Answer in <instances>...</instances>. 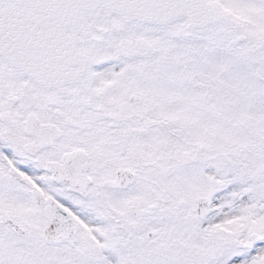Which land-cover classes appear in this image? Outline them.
<instances>
[{
	"label": "snow or ice",
	"instance_id": "1",
	"mask_svg": "<svg viewBox=\"0 0 264 264\" xmlns=\"http://www.w3.org/2000/svg\"><path fill=\"white\" fill-rule=\"evenodd\" d=\"M0 264H264V0H0Z\"/></svg>",
	"mask_w": 264,
	"mask_h": 264
}]
</instances>
